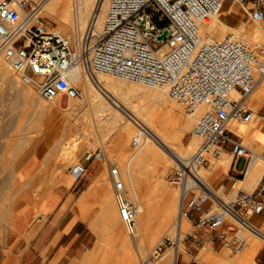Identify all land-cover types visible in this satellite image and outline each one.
I'll list each match as a JSON object with an SVG mask.
<instances>
[{
    "label": "built area",
    "instance_id": "1",
    "mask_svg": "<svg viewBox=\"0 0 264 264\" xmlns=\"http://www.w3.org/2000/svg\"><path fill=\"white\" fill-rule=\"evenodd\" d=\"M43 1L0 0V57L21 84L33 87L49 103L78 99L82 91L69 80V73L81 65L91 79L104 73L161 88L169 99L184 103L194 119L191 134L198 143L187 156L174 158L170 179L179 189V215L192 229L174 240L162 237L151 256L158 258L166 244L177 247L189 237V250L208 240L211 250L226 248L233 253L251 237L264 241V172L256 186L245 191L237 175L227 171L225 181L235 191L227 201L197 173L224 153L230 155L229 166L238 157L248 165L252 149L230 129V121L253 112L246 100L264 80V43L251 47L235 33L201 35L202 23L220 11L223 0H106L103 9L94 6L75 41L40 22ZM232 2L248 19L264 20V0ZM137 126L132 147L145 136L144 128ZM84 156L102 160L103 148H89ZM109 175L119 217L126 231L133 233L136 208L123 195L118 168L112 166ZM218 187L223 190L224 184ZM198 231L206 234L204 240ZM260 251L264 254V247Z\"/></svg>",
    "mask_w": 264,
    "mask_h": 264
},
{
    "label": "rangeland",
    "instance_id": "2",
    "mask_svg": "<svg viewBox=\"0 0 264 264\" xmlns=\"http://www.w3.org/2000/svg\"><path fill=\"white\" fill-rule=\"evenodd\" d=\"M64 3L66 2L64 1ZM69 6H71L69 8L72 9L73 7H75L74 5H72V2ZM40 11H41L39 13L40 22H42V24L47 29L57 30L62 34H64L65 36H68L72 40L76 38L74 36L80 34L78 29L77 31L76 29L72 31L70 28H66L62 26L60 24V19H59L60 15L58 16L46 15L43 9ZM244 21H247V19L245 18ZM254 23L255 21L249 19L248 22H246L245 24H248L247 25L248 28L252 30L253 28L252 26H254ZM229 31L231 30L227 29L225 30V32L222 31L224 34L222 32H219L218 33L219 35L218 34L216 35L213 34V35L216 37H222L225 35V33ZM235 33L240 36L243 35L242 37L245 38L243 33L241 32H235ZM254 34H256L257 36L255 37ZM254 34H252L253 37L252 35L246 37L248 39L250 38L249 43L253 44L255 41L260 42L257 41L260 40V38L264 40V38H262L264 37V33H262V35L261 33H254ZM255 38H257V40H255ZM0 64L2 65L0 66L3 67V70L5 66V71H6L5 72L1 70L3 72L0 71V74H2L0 76L4 77V75L7 73V76H5L4 78L3 77L0 78V264H17L18 262V257L16 255L11 254V250L9 247V235H10L11 219L15 207L22 199V196L25 194L22 190L26 187V181L21 182L17 177V172L19 168L22 166V164L27 161L28 157L35 154V152L37 151L35 149L38 146V144H40V146L42 144V146L44 147L43 151H41L38 154V168H37V174L40 176L41 179L40 183H44V184L39 185V187L42 188V192L40 191L35 192L36 196L40 195L41 193H44V191H46L47 189H50L52 187H57L61 183H64L66 177L80 175L81 173L85 172V169L87 171L86 172L87 175H89L88 173L89 171H91L93 175L91 182L93 178H95L99 174H103V177L106 180L105 182H107V192L110 196L109 200L107 199V201H105L104 198H101V195H99L100 193L93 195L89 194L91 197L94 196L96 198V201L93 202V205L97 206L96 216L98 217L99 222L95 225V230L97 235L98 233L103 235V242L100 246V249L96 251L94 255H91L90 251L95 247V245L90 250H87L85 254L77 262V264H140L142 259H146V260L149 259L150 261L149 264H157L160 260V257L162 256V253L165 251V248L164 247L162 248L158 258L152 257L151 253L156 243L164 236L169 237L171 240L175 239L174 229L176 226L175 220L177 219L176 218L177 209L176 207L172 208L171 206H176V199L179 193L178 192L179 189L178 186L173 184L170 180L175 171V165L173 164V161L171 159H168V164L170 162V165L167 164L165 173H163L162 175L163 179H161V181L156 177V172L151 167L149 166L147 167L144 164H140V167L138 165L136 166L137 168L135 167L134 172L135 174H137L138 177V178L136 177L138 179V180L136 179V181L138 182V190L140 189L139 191L140 199L141 201L144 200L143 202L146 203V205L147 203H149L148 205H150V206L147 205L149 209V215L148 218L144 219L145 221L143 220V225H141L142 229L140 233L141 235L144 233L145 234L151 233L146 242H150L151 240L152 241L149 244L147 243V245L146 242H144L142 249L138 248L135 245V243L132 242L129 243V249L125 248L126 250H124L123 246H119V243L114 242L116 241L114 239L115 231L113 228L110 227L113 220L109 219V217L112 216L111 211H113L115 213V216L118 218L117 222L119 224H117V226H119V229L121 231L118 229V227L117 229L119 230L122 238L125 235L129 237V234L126 232L125 226L118 214L117 204L114 197L115 190L113 188V183L110 179L109 167L110 166L117 167L120 178L121 179L125 178V182L124 180H122L124 186L123 195L134 207L137 208V204H136L137 201L136 199H134V197L132 198L131 195L132 193L130 194L132 189L131 181L125 177L128 176V173L126 172L127 157L124 156H126L125 155L126 151L129 148L131 149L130 151L133 150L136 151L139 149V147L137 149V147L131 146V141L134 137L132 134L136 133L138 122L133 119L136 122L134 123V126L133 125L131 126L132 133H130L131 136L129 135L130 137L128 136L129 138H127L126 140L127 145L124 146V148L123 146L121 148L120 147L118 148L117 147V144L119 142L118 126H114V127L107 126L106 123L103 121V115L100 116L98 114L99 109L97 107H96L97 110H95V107L89 106L88 104L85 105V103H83V106H80L81 108L75 107L76 104L83 102L84 100L83 93H82V97L78 99H74V100L63 99L61 101V104L49 103V105L51 106L52 104H55L54 108L58 112L57 114H59V120L53 121V119H50L47 115L41 113L42 112L41 106L37 105V103L35 105L29 103L23 96L21 90L14 89V91L12 92L10 91L11 86L13 85V83H16L17 79L11 72L9 65L6 62H4V60L1 57H0ZM6 67L8 68L7 70ZM108 76L112 78L114 84L106 87L107 91L104 92L105 96H107V98H110L111 100L112 99L116 100L117 106L122 110L123 113L127 115H130L127 111L129 110L131 111L132 108L136 109L140 105L149 104L148 106L153 105L156 108L158 107L157 109H162V107L169 106V104L173 102V104L178 105L179 108L181 107L180 108L181 110L179 109L178 112L181 113L182 116L181 118L183 119V121L187 120L189 124L186 126V129L183 130L184 133L183 136L181 137L182 146H179L178 143L176 144V146L179 149L181 148L180 150H182V147L187 146L191 141L193 145L189 144L188 146L189 147L191 146L190 148L182 150V152L189 150L188 153H190L196 147L197 145L196 143H198V140L191 134L192 127L194 124V119L187 115L185 109L186 106L184 103L178 101L175 102L172 101L167 96H165L166 94L163 91L165 99L167 98L168 99L167 101L169 102L165 104V101H163L162 99L156 96V93L158 92V89L156 87L151 88V86L148 85H143L133 81H127L124 79L122 81V78L115 77L112 75H108ZM9 78H11V80ZM1 82L3 86L1 85ZM10 83L12 85H10ZM262 83H264V80H262L260 84L252 91L251 95L253 94V92H255V90H257L261 86ZM111 86L113 89L111 88ZM13 87H15V85L12 86L11 90H13ZM25 87L26 85L20 84V88H25ZM26 88L32 90L33 94L36 96L35 101H38L39 103L42 101L44 104L47 103L46 105H48V102L44 101L43 99H39L41 97L38 95V93L33 87L27 86ZM251 95L246 100V106L253 110L252 116L253 118H255L256 112L262 105H264V103H261L256 110V108H254L256 107V104L255 106L251 104L252 101ZM252 116L247 119H243L239 121H246V122L251 121L253 119ZM125 122L128 123L126 119ZM160 124H162L161 121ZM255 136H257L258 138L252 137L251 139H246L244 137H241L243 143L248 147H250L252 151L253 150L255 151L258 147L257 145H259L260 143L259 140H257L259 139L260 135L257 134ZM254 138L256 141L254 140ZM193 141L195 144L193 143ZM175 143H176V139H175ZM100 146L103 148V153H104V157L102 160L85 159L84 153L87 149L96 148ZM125 147L126 148L128 147V149H125ZM258 149L257 152H261L260 149L259 150ZM122 150L123 151L125 150L124 151L125 153L123 152L124 154L122 153ZM47 152L48 153L51 152L50 156L47 155L45 157ZM71 154L73 155V157ZM121 154H123L124 156L122 157ZM215 162H213L211 166ZM242 164H243V159L238 161L237 166L240 168ZM262 169H264V166H262ZM202 170L203 169H201V171ZM85 182L87 181L86 180L83 181L82 179V183ZM159 182L160 184L162 183V185H160ZM255 182L256 181L254 180L249 185L247 191L251 190V187L253 184H255ZM128 184L130 187L128 186ZM241 184H243L241 185L242 188L246 186L245 183H241ZM218 186L219 183H213L214 189L224 199H229L230 197H232L233 193L235 192L234 190H230L228 193H226L221 189V187ZM162 187L165 188V190L167 191L163 190ZM159 189L161 191H159ZM164 193L168 195H165ZM166 202L168 203V205L170 204L171 205L166 206L167 205ZM164 204L166 205L164 206ZM213 207H215V205ZM261 225L262 227H264V223H261ZM154 226L155 228L153 229ZM144 229H147V232H145ZM182 229H181L182 232H180V237H182L186 232L192 229L191 224L188 222V220L186 221ZM198 235L201 236L202 240L206 238V234H204V232L202 231H198ZM111 239L112 241L108 242ZM149 239L150 241H148ZM190 240L191 239L189 237L186 238L183 243L182 242L179 243L183 246L184 250L186 251L185 260L189 261V264H210L209 262L198 261L194 258V256L199 252V248L202 246L201 244L198 245L196 249L190 248L188 253L187 248L184 245L185 244L188 245ZM251 241L252 242L260 241L259 249L254 257V264H264V254H262V252L260 251V249L264 247V241L260 239L258 240L257 237H251L248 243H251ZM112 242H114L116 246L112 247V245L114 244L113 243L112 245H110V243ZM166 245L167 247H170V245L168 244ZM207 249H208L207 252H209V255L208 253L207 255L211 257L212 254L213 257L211 258L212 262L219 261L223 256L225 257L229 256L228 258H235V256H239L241 254V251L243 252L244 250L243 248L241 251L237 253L230 252L226 248L217 249L216 251H213L210 249V244ZM123 255H126V257ZM181 263L182 260L179 256L178 264ZM213 264H215V262Z\"/></svg>",
    "mask_w": 264,
    "mask_h": 264
},
{
    "label": "bare ground",
    "instance_id": "3",
    "mask_svg": "<svg viewBox=\"0 0 264 264\" xmlns=\"http://www.w3.org/2000/svg\"><path fill=\"white\" fill-rule=\"evenodd\" d=\"M36 1H39V0H36ZM64 1L66 3H64ZM105 1L106 0H104V1L103 0H45L42 2L40 10L43 9V11L45 12L46 15H54V16L60 15L59 19H60V24L62 26L66 27V28H70L72 31L75 29L77 31V29H78L80 34H81V32L83 33L86 22L89 19L91 9L94 8V6H96V5H99V6L102 5L101 7L103 9V3ZM71 2H72V5L75 6V7L72 6L73 9L69 8V7H71V6H69L71 4ZM101 2H102V4H100ZM221 15H222V13H221V11H219L214 16H211V17H208L205 19V21L202 23L201 28H200L202 36H204L207 33H212V34L216 35L219 32H222V31L225 32V30L228 29V30H231L232 32L229 31V32L225 33V35L228 33L241 32L244 34L245 39L249 43L250 38L249 39L246 38L247 36H250L254 33H261V35H262V33H264V30H262V26H264V22H261L264 20H257V19L252 20V21H255V23H254V26H252L253 28L251 30L248 28V26H247L248 24H245V23H242V25L240 24L241 25L240 27L239 26L233 27L232 25H229L225 21H223L221 19V17H222ZM80 34H78L74 37L80 36ZM254 36L256 37L257 35L254 34ZM252 37H253V35H252ZM257 38H255V40H257ZM262 38H264V37H262ZM257 41H260V42L255 41L253 44L249 43V45L251 47H253L255 45H258L259 43H264V40H262L261 38H260V40H257ZM1 66H0V71L3 70V67H1ZM7 69L8 68L6 67V70ZM3 71H5V66H4ZM3 71H1V72H3ZM82 71L83 70L81 68V65H78L77 67L73 68L71 70V72L69 73V80L75 86H77L80 90H82V93L84 95L83 102L76 104L75 107L83 106V103H85V105L88 104L89 106L95 107V110H97L96 109V107H97L99 109L98 114L100 116L103 115V121L106 123L107 126H109V127L118 126L119 127V129H118L119 142L117 144L118 148L119 147L121 148L122 146L124 148V146L127 145L126 140H127V138H129L131 136L130 133H132V127L131 126L132 125L134 126V123L136 121L145 130L144 140L138 146L139 149L137 147L138 150L130 151L131 150L130 148L128 149V147L127 148L125 147V149H128L126 151V154H125L126 156L123 155L125 153L124 152L125 150L124 151L122 150V153L123 152L124 153L121 154L122 157L123 156L127 157V163H126L127 164L126 165L127 170H126V172L128 173V176H125V177L131 181L132 189H131L130 194L132 193L131 194L132 198L134 197V199H136V201H137L136 202L137 208L135 207L136 208V217H135V230H134V232L128 233L126 231L129 234V237L125 235L122 238V236L119 232V230H120L119 226H117V224H119L117 222L118 218L115 217L114 215L110 216L111 220H113L111 226L113 227L114 224H116V226L119 229V230L117 229L115 231L114 239L116 241H114V242L119 243V246H123L124 250L129 249V243H132V242H134L138 248L142 249L144 242L147 241L149 235L151 234V233L150 234L144 233L141 235V233H140V231L142 229L141 225H143V220L148 218V215H149L148 206H150V205H148L149 203H147V205H148L147 206L146 203L143 202L144 200L141 201V199H140V194H139L140 189L138 190V182L136 181V179L138 177H137V174H135V172H134L135 167L137 165L140 167V164H144L147 167L148 166L151 167L156 172V177L158 179H160V181H161V179H163L162 175H163V173H165L166 166L168 164V159H171L173 161V164L175 165V159H174L175 157L182 158V157H185L189 154L188 153L189 150L183 151L186 153H183L182 150L190 148L191 146L189 147L188 145L192 144L191 141H190L191 143L189 142V144L187 146H183L184 148L182 147V150H180L181 148L179 149L176 146L177 143L179 146H182L181 137L183 136V133H184L183 130L186 129V126L189 124V122L187 120L183 121V119L181 118L182 117L181 113L178 112V110L181 107L179 108V106L176 104H173V102L170 103L169 106L162 107V109H157L158 107L156 108L153 105L148 106L149 104L148 105H140L136 109L132 108L131 111L128 109L129 111H127V112L130 115H127V114L123 113L122 110L117 106L116 100H113V99L111 100L110 98H107V96H105L104 92L107 91L106 87L114 84L113 83L114 81L112 80L111 77L108 76V74L97 73L96 76L93 79H91L85 73L83 74ZM0 75H2V74H0ZM5 76H7V73L4 75V77ZM2 77L0 76V78H2ZM9 79L11 80V78H9ZM122 81H123V79H122ZM20 84L21 83L17 80L16 83H13V85H15V87H13V90H11L13 85L10 83V85H12L10 91L12 92V91H14V89L15 90L16 89L21 90L23 96L25 97V99L29 103L34 104V105L37 103V105L41 106V108H42V109L40 108L42 110L41 113L47 115L50 119H53V121L59 120V114H57L58 112L54 108L55 104H52V106H51V105H49V102H48V105H49L48 106V105H46L47 103L44 104L42 101L40 103L38 101H35L36 96L33 94L32 90L26 88L27 86H30V85H26L25 88H20ZM1 85L3 86L2 82H1ZM111 88H112V86H111ZM157 89H158V92L156 93V96L159 97L160 99H162L163 101H165V104H166L168 102L167 101L168 99L167 98L165 99L163 90L161 88H157ZM155 91H157V90H155ZM19 94H17V95H19ZM231 95L234 96L235 94L232 93ZM39 99H41V98H39ZM251 100H252L251 101L252 105L255 106V104H256V107H254V108H256V110L261 103H264V83H262L261 86L257 90H255V92H253V94L251 95ZM172 101H174V100H172ZM252 115H253V112L250 114L249 117H251ZM249 117H247V118H249ZM100 118H102V117H100ZM123 118H124V120H123ZM247 118H245V119H247ZM252 118H253V116H252ZM125 119L128 121V123L125 122ZM133 119L136 121H134ZM257 119L258 118H257V114H256L255 118H253L251 121H248V122L239 121V120L230 121V129L233 132H235L238 136L244 137L246 139H251L252 137H257V136H255V135H257V131H258L255 128V123H256ZM160 121L162 122V124H160ZM136 133H137V131H136ZM136 133H134L132 135L136 136ZM259 138H261V137L259 136ZM175 139H176V143H175ZM254 140H255V138H254ZM195 141H196V139H195ZM193 143H194V141H193ZM257 146H256L257 149L259 148L261 152H257V149L255 151L254 150L252 151V155H251L250 161L248 163L243 182H241V180L238 181L239 186L243 185L241 183H245L249 187V185L254 180L257 181L260 178L262 172H264V169H262V166H264V144L259 143V145H257ZM68 151H69V149H68ZM50 153L51 152H49V153L47 152L45 157L47 155L50 156ZM72 157H73V155H72ZM55 158H56V156H55ZM229 163H230V156H228L226 153H224L223 157L221 159H219L218 162L216 161L210 168H206V167L200 168V169H198L197 173L199 176L203 177L210 186H213V183L211 181V177H212L215 169L218 167H221L225 171L228 168ZM168 165H170V162ZM111 168H112V166L109 167V171ZM201 169H203V170L201 171ZM136 171H137V169H136ZM142 173H144V172H142ZM121 180H124V182H125V178H123ZM105 181L106 180L103 177V174H99L95 178H93V180L91 182V186H90V188H94V186H95L98 189L103 190L101 193L102 198H104L105 195L107 194V182H105ZM159 184H160V182H159ZM160 185H162V183ZM128 186H129V184H128ZM163 190H165V188H163ZM219 190H221V189H219ZM159 191H161V190L159 189ZM165 191H167V190H165ZM215 193L221 199H223L225 201L228 200V199H224L223 197H221L216 190H215ZM164 194L168 195L166 193H164ZM142 197H144V196H142ZM175 197H176V194H175ZM165 200H167V199H165ZM171 202H173V201H171ZM165 205L166 204H164V206ZM170 205H168V203H167L166 206H170ZM171 207L172 208L176 207V209H177L176 210L177 214L175 211V214L177 215L176 216L177 225L175 226L174 232H175V236H178V235H180V232H182V230H183L182 228L184 227V225L187 221L186 218L180 217V215H179V208H180L179 193H178L177 199H176V206H171ZM149 208H151V207H149ZM168 209H170V208H168ZM167 211H169V210H167ZM163 218H165V217H163ZM258 219H260V217L250 218V220L254 221V222L257 221ZM149 220H150V218H149ZM155 226L153 227V229L155 228ZM144 230H145V232H147V229H144ZM112 239L109 240L108 242H111ZM150 239L148 241H150ZM259 239L260 238H258V240ZM151 241L146 242V245H147V243L148 244L151 243ZM114 242L110 243V245H112ZM115 243L112 245V247L116 246ZM259 243H260V241L259 242L258 241H253V242L251 241V243H248L247 246L244 247L243 252L241 251V254L239 256H235V258H228L229 256L228 257L223 256V257H221V259L219 261H214V262H215V264H254V257H255V255L259 249V246H260ZM208 247H209V241L207 240V241H205L204 245L199 248V252L194 256V258L198 261H204V262H209L210 264H213L214 262H212V260H211V258H213L212 254H211V257L208 256L209 255V252H207ZM179 253L186 254V251L184 250V248L181 244H178L177 247H167L165 249V251L162 253V256L160 257V260L157 264H175V262L177 260V256ZM207 253H208V255H207ZM123 256L126 257V255H123ZM144 261H146V259H142L140 264H144ZM146 264H148V263H146Z\"/></svg>",
    "mask_w": 264,
    "mask_h": 264
},
{
    "label": "crops",
    "instance_id": "4",
    "mask_svg": "<svg viewBox=\"0 0 264 264\" xmlns=\"http://www.w3.org/2000/svg\"><path fill=\"white\" fill-rule=\"evenodd\" d=\"M220 11L221 19L233 27H240L249 20L243 9L232 0H223ZM245 18L247 21H244ZM256 114L258 119L255 128L258 130L257 134L261 136V139L257 140L264 144V121H262L264 105ZM43 149L42 144L41 146L38 144L35 154L29 156L17 172L19 180L26 181V187L22 190L25 194L15 207L11 219L9 235L11 254L18 257L17 264H77L87 250L95 245L90 251V254L94 255L103 242V235L100 233L97 235L95 230V225L99 222L96 216L97 206L93 205L96 198L89 195L98 193L101 195L103 190L95 186L90 188L93 175L91 171L87 175L85 169L80 175L66 177L64 183L36 196L35 192H42L39 185L44 184L40 183L41 179L37 174L38 154ZM241 159L243 164L239 168L237 163ZM245 163L243 157H238L226 171L221 167L216 168L211 177L212 183L224 184L223 191L228 193L230 189L225 181V173L229 171L243 182L248 166ZM82 179L87 182L82 183ZM257 182L258 180L252 185L251 190ZM248 188L246 185L242 189L247 191ZM109 198L107 192L104 200L107 201ZM111 214L115 216L113 211ZM110 227L114 231L117 230L116 224ZM184 246L189 253L188 245ZM180 258L181 264H189V261L185 260L184 253L180 254Z\"/></svg>",
    "mask_w": 264,
    "mask_h": 264
},
{
    "label": "water",
    "instance_id": "5",
    "mask_svg": "<svg viewBox=\"0 0 264 264\" xmlns=\"http://www.w3.org/2000/svg\"><path fill=\"white\" fill-rule=\"evenodd\" d=\"M165 34H166V31H164L163 34L158 37V39H162L165 36Z\"/></svg>",
    "mask_w": 264,
    "mask_h": 264
}]
</instances>
